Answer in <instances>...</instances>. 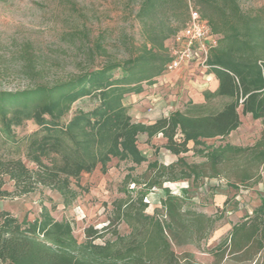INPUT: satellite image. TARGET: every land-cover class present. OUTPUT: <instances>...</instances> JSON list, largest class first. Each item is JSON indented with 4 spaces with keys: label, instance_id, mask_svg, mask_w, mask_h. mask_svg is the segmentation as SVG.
Segmentation results:
<instances>
[{
    "label": "trees",
    "instance_id": "16d2710c",
    "mask_svg": "<svg viewBox=\"0 0 264 264\" xmlns=\"http://www.w3.org/2000/svg\"><path fill=\"white\" fill-rule=\"evenodd\" d=\"M201 2V17L219 37L209 56V73L219 86L205 99L228 100L216 113L203 114L204 107L195 106V114L175 111L146 125L134 123L123 105L126 96L143 93L144 85L155 84L164 74L169 62L165 44L186 27L190 0H141L137 18L143 43L125 60H107L99 68L53 85L0 90V122L8 137L30 121L39 127L17 142L12 149L15 155L0 157V200L48 188L59 193L69 208L81 195L82 175L91 174L99 164L105 167L111 158L130 160L136 166L148 162L138 149L139 135H147L149 141L161 135L164 148L178 157L168 166L157 160L149 163L140 177L127 176L128 184L142 186V191L135 199L114 203L108 225L86 228L82 243L72 223L56 221L47 209L33 222L0 213L1 264H195L190 254L180 255L175 249L200 247L221 217L186 211L184 200L168 189L161 201L162 213L151 216L146 213V196L166 183L221 176V166L247 150L229 144L211 148L206 142L237 131L241 114L261 121L262 137L256 148H264V10L248 14L238 0ZM85 99L97 101L98 106L78 111L62 125L73 106ZM190 152L205 162L188 164L181 156ZM256 158L264 164V149ZM6 179L13 183V193L5 190ZM123 223L130 229L128 236L119 233ZM228 256L264 264V205L233 226L229 243L217 250L215 264Z\"/></svg>",
    "mask_w": 264,
    "mask_h": 264
},
{
    "label": "rangeland",
    "instance_id": "374dc122",
    "mask_svg": "<svg viewBox=\"0 0 264 264\" xmlns=\"http://www.w3.org/2000/svg\"><path fill=\"white\" fill-rule=\"evenodd\" d=\"M190 2L200 13L204 12L201 0ZM238 3L248 14L264 10V0H238ZM140 4L141 0H0V90L15 92L53 85L99 68L107 60L119 62L129 58L143 43L137 18ZM171 25L177 24L172 21ZM172 46L171 40L165 44L168 51ZM189 70L185 74L164 75L155 82L152 91L144 85L145 96H126L123 105L132 121L149 125L175 111L195 114L194 107L203 99L202 92H197L196 98L189 94L194 85H198L199 78L204 79L210 73H203L197 67ZM204 102L201 113L213 114L228 100L214 98ZM97 106L98 102L90 99L76 103L62 125L78 111L89 112ZM240 118V128L229 137L206 142L211 148L229 144L247 150L243 157L232 158L221 166V176L166 183L153 189L145 199L146 213L151 216L162 213L161 201L168 189L184 200L186 211L221 217L200 247L190 245L175 249L177 254H190L195 264H215L217 250L229 243L233 226L253 217L264 205V164L256 158V153L264 149L256 148L263 125L251 115L241 114ZM38 130L30 121L14 129L13 136L8 137L0 122V157L15 155L12 149L17 142ZM137 146L147 163L136 166L130 160L111 158L105 167L99 164L91 174L82 175L81 195L69 208H65L59 193L39 188L29 195L0 200V213L8 212L21 221L33 222L41 219L43 210L47 209L56 221L72 223L74 235L82 243L86 228L102 229L108 225L114 203L128 197L135 199L142 191V186L128 184L127 176H142L148 164L156 160L166 166L177 162L178 158L164 148L162 138L149 141L147 135H139ZM181 157L190 165L205 162L194 152ZM6 180L5 190L13 193V183ZM119 233L128 236L130 229L123 223ZM222 264L255 263L242 262L240 256H228Z\"/></svg>",
    "mask_w": 264,
    "mask_h": 264
},
{
    "label": "built area",
    "instance_id": "2783aa9c",
    "mask_svg": "<svg viewBox=\"0 0 264 264\" xmlns=\"http://www.w3.org/2000/svg\"><path fill=\"white\" fill-rule=\"evenodd\" d=\"M219 37L214 35L209 23L190 4V18L186 27L171 39L172 48L164 74L182 72L197 67L203 73L210 71V52L218 45Z\"/></svg>",
    "mask_w": 264,
    "mask_h": 264
},
{
    "label": "crops",
    "instance_id": "0c3cea01",
    "mask_svg": "<svg viewBox=\"0 0 264 264\" xmlns=\"http://www.w3.org/2000/svg\"><path fill=\"white\" fill-rule=\"evenodd\" d=\"M186 71H190L189 68L186 69V70H184V71H182L181 74H185ZM162 77H164V75H162L161 77H159L156 81L160 80ZM181 85H182L181 87L183 89H186V88H184V86H185L184 84H181ZM218 86H219V84H218V81H217L216 77L213 74H209L204 79L199 78L198 85H194L193 88L195 90L192 88L193 90L191 91V94H189V95L191 97H193V98H196L197 97V92H202L203 99L200 100L199 103H198V105H196V106L204 107V105H206V102H204V100L206 101V99H205L206 93L215 94L216 91L218 90ZM155 87H156V83L153 84V85H150L148 87V89H150L152 91L153 88H155ZM145 95H147L146 87H144V92L143 93L138 94L136 96H145ZM169 115L170 114L165 115L164 117H168ZM160 118H163V117L157 118L156 121L159 120ZM156 121H154V122H156ZM156 138H162L164 140V146H165L166 140L161 135H159L158 137H155L154 139H156ZM175 158H178V157L175 156Z\"/></svg>",
    "mask_w": 264,
    "mask_h": 264
}]
</instances>
